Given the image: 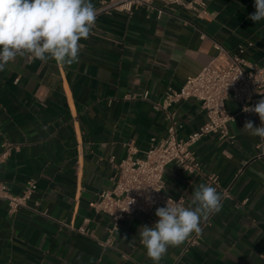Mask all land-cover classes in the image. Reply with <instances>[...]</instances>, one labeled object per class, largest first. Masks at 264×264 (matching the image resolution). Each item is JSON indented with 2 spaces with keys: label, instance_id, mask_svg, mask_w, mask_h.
Instances as JSON below:
<instances>
[{
  "label": "crops",
  "instance_id": "1",
  "mask_svg": "<svg viewBox=\"0 0 264 264\" xmlns=\"http://www.w3.org/2000/svg\"><path fill=\"white\" fill-rule=\"evenodd\" d=\"M202 1L204 19L159 2L102 15L72 65L18 56L0 72V181L14 196L33 181L28 206L37 209L10 213L0 201V264H153L139 242L138 229L153 225L145 215L113 231L92 205L114 187L130 149L142 157L171 120L182 140L205 122L195 100L163 109L166 92L208 64L226 66L240 44H252L249 62L264 64V20L247 18L254 0ZM226 110L239 106L229 99ZM246 120L261 124L258 114L238 115L232 142L206 136L192 146L197 171L166 167L165 193L185 206L209 175L229 197L160 264H264V141L245 134Z\"/></svg>",
  "mask_w": 264,
  "mask_h": 264
},
{
  "label": "built area",
  "instance_id": "2",
  "mask_svg": "<svg viewBox=\"0 0 264 264\" xmlns=\"http://www.w3.org/2000/svg\"><path fill=\"white\" fill-rule=\"evenodd\" d=\"M154 2L177 7L194 19H204L207 14L206 3L202 0H105L98 2L95 9L98 18L112 13L130 14L135 7H151ZM251 46V43L240 44L236 53L228 57L226 66L217 68L208 64L196 76L188 77L180 88L165 93L163 109L180 101L195 100L205 113V122L182 140L178 138L176 123L171 120L164 137L158 141L152 140L142 157H135L131 149L128 151L126 158L117 165L114 187L100 192L99 200L92 205L96 212L110 218L113 231L136 213L145 215L154 224L158 220L156 209L165 206L168 199L176 203L182 201L185 206L184 197L173 198L165 193L163 176L166 167L175 165L182 172L197 171L198 164L191 150L193 145L206 136L232 142L234 137L229 133V123L238 115L257 116L243 111L245 106H254L264 98V64H254L245 58L246 50ZM28 60L33 61L29 56ZM229 99L239 106L236 114L226 110ZM7 152L0 155V165L6 159ZM205 184L215 187L223 198L229 197L228 191L220 187L216 176L209 175ZM35 189V183L29 181L24 191L14 196L0 181V201L6 202L10 213L27 209L35 214L37 209L28 206ZM128 207L129 211H125ZM78 231L85 233L83 229Z\"/></svg>",
  "mask_w": 264,
  "mask_h": 264
},
{
  "label": "clouds",
  "instance_id": "3",
  "mask_svg": "<svg viewBox=\"0 0 264 264\" xmlns=\"http://www.w3.org/2000/svg\"><path fill=\"white\" fill-rule=\"evenodd\" d=\"M254 8L247 18L255 24L264 20V0H254ZM96 19L92 0H0V72L18 56L72 65L78 59L80 41L90 37ZM243 111L258 114L261 121L255 126L246 120L245 134L264 141V98ZM222 199L215 187L204 183L192 192L188 206L168 199L155 211L158 220L138 229L147 258L160 264L169 247H178L192 233H200L202 221L221 210Z\"/></svg>",
  "mask_w": 264,
  "mask_h": 264
}]
</instances>
